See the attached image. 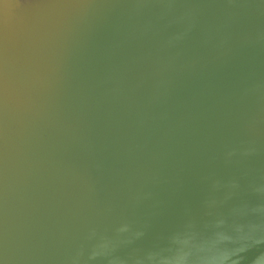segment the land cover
I'll return each instance as SVG.
<instances>
[{
  "label": "water",
  "instance_id": "obj_1",
  "mask_svg": "<svg viewBox=\"0 0 264 264\" xmlns=\"http://www.w3.org/2000/svg\"><path fill=\"white\" fill-rule=\"evenodd\" d=\"M0 21V105L42 111L0 113V264H264V0H0Z\"/></svg>",
  "mask_w": 264,
  "mask_h": 264
},
{
  "label": "flooded vegetation",
  "instance_id": "obj_2",
  "mask_svg": "<svg viewBox=\"0 0 264 264\" xmlns=\"http://www.w3.org/2000/svg\"><path fill=\"white\" fill-rule=\"evenodd\" d=\"M14 13V9L12 11ZM7 55H10L7 54ZM12 55V52H11ZM17 69H14L11 71L13 74L11 75L10 78V85L9 87H11V89L14 87L12 82L14 83V81L17 79ZM24 73V71H23ZM6 87V85H5ZM8 88V86H7ZM6 91H3L1 86H0V103L1 101H4L5 99L7 100V96L3 93H5ZM13 103V102H12ZM17 106H20V110L16 109ZM39 109V114H34L30 108H28L27 106L25 107V105H23L21 102H16L13 103L12 105L8 106V102L6 101L5 104H3L2 106L0 105V113L1 114H5L6 118H3V122L7 125V127L9 129L15 130V128H17L19 124H23V125H28L30 124H40L41 121V108L40 106L37 105V110ZM1 122V121H0ZM7 139V138H5ZM8 139L5 140V144H7Z\"/></svg>",
  "mask_w": 264,
  "mask_h": 264
},
{
  "label": "snow or ice",
  "instance_id": "obj_3",
  "mask_svg": "<svg viewBox=\"0 0 264 264\" xmlns=\"http://www.w3.org/2000/svg\"><path fill=\"white\" fill-rule=\"evenodd\" d=\"M18 3H20L21 5L26 4L29 2V0H17ZM29 19L26 15H22L21 18L19 19L18 23L19 26L21 28H23L24 26H26V24L28 23ZM0 23H2V21H0Z\"/></svg>",
  "mask_w": 264,
  "mask_h": 264
}]
</instances>
